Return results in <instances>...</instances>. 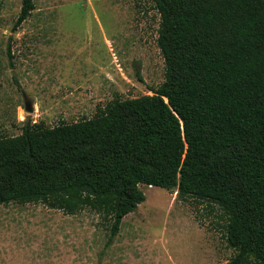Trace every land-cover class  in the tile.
Here are the masks:
<instances>
[{"label":"trees","instance_id":"obj_1","mask_svg":"<svg viewBox=\"0 0 264 264\" xmlns=\"http://www.w3.org/2000/svg\"><path fill=\"white\" fill-rule=\"evenodd\" d=\"M150 1L164 82L90 118L0 136V205L92 209L110 244L146 200L141 184L163 187L221 211L227 264H264V0ZM35 8L22 0L13 31Z\"/></svg>","mask_w":264,"mask_h":264},{"label":"rangeland","instance_id":"obj_2","mask_svg":"<svg viewBox=\"0 0 264 264\" xmlns=\"http://www.w3.org/2000/svg\"><path fill=\"white\" fill-rule=\"evenodd\" d=\"M35 1L13 31L22 0H0V136L21 134L28 121L53 127L90 118L116 96L152 94L164 82L152 1ZM141 188L146 200L110 244L108 222L92 209L0 205V264H227L235 255L219 209Z\"/></svg>","mask_w":264,"mask_h":264},{"label":"water","instance_id":"obj_3","mask_svg":"<svg viewBox=\"0 0 264 264\" xmlns=\"http://www.w3.org/2000/svg\"><path fill=\"white\" fill-rule=\"evenodd\" d=\"M26 111H28V112L34 111V106H33L32 102L27 103Z\"/></svg>","mask_w":264,"mask_h":264},{"label":"bare ground","instance_id":"obj_4","mask_svg":"<svg viewBox=\"0 0 264 264\" xmlns=\"http://www.w3.org/2000/svg\"><path fill=\"white\" fill-rule=\"evenodd\" d=\"M152 186V185H151Z\"/></svg>","mask_w":264,"mask_h":264}]
</instances>
